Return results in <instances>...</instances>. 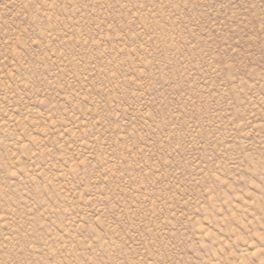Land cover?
I'll list each match as a JSON object with an SVG mask.
<instances>
[{
  "label": "rangeland",
  "instance_id": "1",
  "mask_svg": "<svg viewBox=\"0 0 264 264\" xmlns=\"http://www.w3.org/2000/svg\"><path fill=\"white\" fill-rule=\"evenodd\" d=\"M0 264H264V0H0Z\"/></svg>",
  "mask_w": 264,
  "mask_h": 264
}]
</instances>
